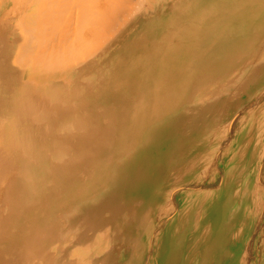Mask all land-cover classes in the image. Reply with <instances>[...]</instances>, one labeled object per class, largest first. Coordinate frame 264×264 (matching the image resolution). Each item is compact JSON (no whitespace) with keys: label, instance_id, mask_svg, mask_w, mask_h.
<instances>
[{"label":"bare ground","instance_id":"6f19581e","mask_svg":"<svg viewBox=\"0 0 264 264\" xmlns=\"http://www.w3.org/2000/svg\"><path fill=\"white\" fill-rule=\"evenodd\" d=\"M16 1L26 11L20 32L26 60L18 68L32 69L35 78L28 80V95L14 112L25 134L23 144L10 150L13 139L1 130L0 200H10V189L24 192L23 200L84 197L81 173L116 161L120 136L129 123L136 130L149 121L154 131L156 103L182 107L189 118L194 102L201 104L199 110L206 109L217 93L213 101L221 108L197 135L201 144L195 153L188 150L199 130L170 139L169 157L156 176L161 187L153 209L155 223L143 216L136 234L148 233L142 264L149 255L147 264H248L240 259L242 250L248 253L264 211V102L258 104L264 94V40L253 49L256 39L249 40L251 32L244 28L255 19L257 27L264 28V0ZM10 4L0 0V21ZM66 9L75 16L66 18ZM118 51L126 61L124 77L109 64ZM232 58L242 60L231 70L238 69L241 76L217 77L213 69L220 67L221 72L222 62ZM81 88H98L96 98L86 100V108L67 103ZM145 99L151 105H145ZM5 104L10 109V98ZM167 115L173 117L174 110ZM156 134L147 137L151 138L147 146L165 141ZM66 138L68 144L49 143ZM85 149L90 152L72 153ZM92 158L96 161L86 162ZM10 177L17 180L11 187ZM75 205H67L59 220ZM136 219L118 217L108 230L117 231L126 227L123 222ZM63 234L59 232L57 242ZM67 236L65 243L55 242L48 249L35 247L38 253L32 264H97L111 259L112 253L134 258L140 248L137 235L127 251L109 239L92 246L89 240L83 245L78 236ZM102 249L110 252L109 258L98 256Z\"/></svg>","mask_w":264,"mask_h":264},{"label":"rangeland","instance_id":"374dc122","mask_svg":"<svg viewBox=\"0 0 264 264\" xmlns=\"http://www.w3.org/2000/svg\"><path fill=\"white\" fill-rule=\"evenodd\" d=\"M10 3V11L5 12L8 17L6 16L0 21V134L2 135L1 130L3 135L10 133V139H13L10 140V150H12L19 147L14 145L23 144L21 137L25 136V134L22 131L21 123L18 122L19 117L14 112H18L19 102L24 100V96L28 95L26 93L30 89L28 80L33 79L34 75L32 74V69L21 70L18 68V64L21 63L20 65L22 66L23 60H26L23 57L25 50L22 39L23 32L20 33L24 29L23 22L26 17V11H21V5L16 0H10ZM69 7L70 11H73L71 10V6ZM68 10H65L68 16L64 12L66 18L75 13L73 12L70 15V11ZM259 13L263 14L262 11H259ZM2 15L4 14L2 13ZM255 20H248L244 28L245 31L251 32L249 37H247L249 40L252 37L256 39L254 41L255 45L253 44L252 46L253 49L258 46L259 42L264 40V28L257 27L258 23ZM61 32L63 31H60L58 34L62 37L64 32ZM62 39L66 40L65 38ZM124 42L126 46L128 41ZM122 43V40H120L119 44ZM242 43L248 44V41H242ZM233 59L223 61L221 72L219 71V67L218 69H213L214 74L217 75L218 73L217 77H219L220 73H225V78L228 77V79L232 76L240 77L238 69L231 70L235 62L239 63L242 60L238 59L235 61ZM125 62L124 56L118 51L114 54L112 60L109 61V64L120 77H124L126 73L124 68ZM76 89L73 88L71 90ZM67 92L69 93L70 90ZM97 92L98 88L92 90L81 88L75 99H67V103L72 101L71 105L76 103L78 107L86 108V100L91 102V100L96 98ZM208 95L210 96L211 94ZM213 96L217 97V93H213ZM214 97L205 106L206 109L202 107V110H199L201 104L194 102L189 118L185 117L186 115L182 112V107L166 108L161 103H156L154 118L158 122L155 125L157 129L154 131L150 128L149 121L148 123L147 121L140 123V127L136 130L134 129L137 126L135 127L129 123L127 130L122 132L120 136L122 147L119 150L120 155H115V159L117 157L116 161L109 160L106 166H93L91 167L93 170L90 173H81L83 188L81 187L80 194L82 190L85 191L84 197L79 196L73 200H23L25 198L24 192H13L10 189V194L7 195L8 198L10 197V200H0V264H32L34 257L38 253L35 247L38 249L44 247L46 249L50 248L57 242L59 232L64 234L61 242H57L58 244L65 243L69 239L68 234L72 237L78 236L79 242H83V245L85 240H89L93 246L97 242L109 239L114 247H117L121 243L125 247L121 249L123 251L130 249L126 246L137 235L140 237V248L134 258L129 255L126 257L123 255L118 258L112 253L111 259L99 261L97 264H142V258L146 255L147 251L145 243L148 233L144 231L140 235L139 233L136 234V231L139 227L140 218L143 216H150L153 223H155L156 215L153 209L157 203V200H155L156 194L161 187V180L159 182L156 181V176L169 157L171 150L169 144L172 142L170 139L178 133L184 134L188 131L196 133L199 130L190 140L191 148L188 150V152L194 151L195 153L198 145L201 144L198 136L203 134L204 130L208 128L212 113L214 114L221 108H217V103L215 104L213 101L215 100ZM8 98H10V109L5 104ZM263 102L264 94L263 100L259 101L258 104ZM149 103V100L145 99L144 104L151 105ZM181 106H183V103ZM62 108L66 109L67 106L64 105ZM171 109L174 110L173 117L167 115V112ZM177 111L181 112L179 116L176 115ZM129 113L130 115L132 114L131 111ZM58 117L64 116L58 115ZM53 118L55 119V117ZM65 118L67 121L70 120L67 117ZM235 129L232 130L231 134L235 133ZM153 133H157L156 135L162 134L165 141H155L153 146H147L151 139L147 137H151ZM32 141H35V139H32ZM69 142L70 138H66L63 141H49L50 144L57 146L68 144ZM86 152H90L89 149L76 150L72 153L78 156ZM151 154L152 158L150 159ZM88 161L93 163L96 159L92 158L86 162ZM83 163L85 165V162ZM15 165L10 164L11 167ZM123 178H125L124 181H122ZM15 180V178L10 177V187L17 182ZM129 184L131 185L129 186ZM84 186L86 187L84 188ZM70 203L78 204L77 208H75V205V209H71V214H66L65 218L59 220V215L66 211V206ZM88 212L91 216L88 215ZM118 217H127L129 219L134 217L137 219L135 223L126 224L123 222L126 227L109 232V224L114 222ZM259 218L260 220L255 226L256 231L249 244L250 249L245 254L246 248H244L240 258L249 261L248 264H264V233H262V229L264 228V211ZM90 226L91 228L88 230ZM37 230H40V232L37 233ZM258 238L259 241L257 243ZM85 242L87 244L88 241ZM114 251L116 254L117 250L115 249ZM109 253L108 250L102 249V251H98V256L109 258ZM149 260L150 255L147 257L145 264Z\"/></svg>","mask_w":264,"mask_h":264}]
</instances>
